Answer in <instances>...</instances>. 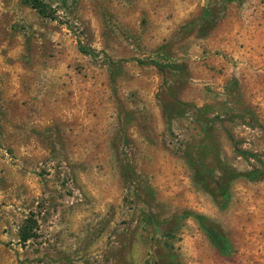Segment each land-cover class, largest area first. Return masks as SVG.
<instances>
[{
  "label": "rangeland",
  "instance_id": "rangeland-1",
  "mask_svg": "<svg viewBox=\"0 0 264 264\" xmlns=\"http://www.w3.org/2000/svg\"><path fill=\"white\" fill-rule=\"evenodd\" d=\"M42 1L0 0V264H264V0Z\"/></svg>",
  "mask_w": 264,
  "mask_h": 264
},
{
  "label": "trees",
  "instance_id": "trees-1",
  "mask_svg": "<svg viewBox=\"0 0 264 264\" xmlns=\"http://www.w3.org/2000/svg\"><path fill=\"white\" fill-rule=\"evenodd\" d=\"M24 3H27L32 9H34L39 15L41 16H49L48 12H46L44 3L42 0H22ZM82 49V48H80ZM248 154V153H246ZM251 172H247L246 175L247 177H252L250 176ZM224 195V200L220 202L218 205L219 207H224L225 206V199H226V192H222ZM200 219V218H199ZM202 229L204 230L208 241L210 244L220 253V254H229L232 251V248L226 239V237L221 233L216 228L207 226V225H202ZM26 237L23 236L22 239Z\"/></svg>",
  "mask_w": 264,
  "mask_h": 264
}]
</instances>
